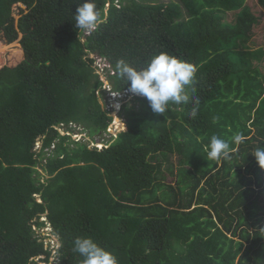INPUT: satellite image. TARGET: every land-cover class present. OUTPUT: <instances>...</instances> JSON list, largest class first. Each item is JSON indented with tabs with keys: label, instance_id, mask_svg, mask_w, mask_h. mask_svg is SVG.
<instances>
[{
	"label": "trees",
	"instance_id": "16d2710c",
	"mask_svg": "<svg viewBox=\"0 0 264 264\" xmlns=\"http://www.w3.org/2000/svg\"><path fill=\"white\" fill-rule=\"evenodd\" d=\"M79 3L0 0V264H81L78 237L118 264H264V169L251 155L264 148V44L250 45L260 15L249 0H95L106 20L78 35ZM162 51L196 68L187 105L158 116L122 98L126 127L102 149L60 132H108L97 58L119 92L118 60L143 68ZM214 135L230 159L207 160ZM176 152L175 184L159 180L160 157ZM44 214L52 260L35 228Z\"/></svg>",
	"mask_w": 264,
	"mask_h": 264
},
{
	"label": "clouds",
	"instance_id": "9594fccd",
	"mask_svg": "<svg viewBox=\"0 0 264 264\" xmlns=\"http://www.w3.org/2000/svg\"><path fill=\"white\" fill-rule=\"evenodd\" d=\"M105 20L106 17L102 15L95 0H81V3L77 5L74 15V26L78 35L79 32H85L86 34V32L94 31ZM105 67L107 69L109 68L106 65ZM115 70L129 85L128 89L125 90H128L131 95L125 97L140 96L145 98L153 113L158 116H165L166 111L171 105H187L196 92L194 87L196 68L191 63L167 52L162 51L152 56L143 68H137L125 62L123 59L118 60L115 64ZM103 81L105 83V80ZM189 90L192 93L191 97ZM120 100L122 101V98ZM100 103L103 106L105 101L101 100ZM196 103L198 104V100ZM128 106L131 107V104L129 103ZM121 109L122 106L119 104L114 106V111L117 110L118 112ZM197 111L198 109L194 107L191 115L195 117ZM244 139L243 135L236 133L232 137V142L239 145L244 142ZM36 145L37 143L35 144L34 150L36 152L41 151L43 144L40 150H37ZM231 151L232 149L228 141L214 135L211 137L210 143L207 146V160L230 159ZM251 155L255 157L259 167L264 169V148L257 147ZM39 199H41L40 196H38ZM45 216L46 214L41 217L44 218ZM44 222H47L46 225L51 227L53 231L49 220L45 219ZM48 234L55 238L59 246L57 237L53 233ZM73 243L74 251L83 258L81 264H118V260L112 252L98 245L91 238L78 237ZM56 248L57 246L54 247V249Z\"/></svg>",
	"mask_w": 264,
	"mask_h": 264
},
{
	"label": "rangeland",
	"instance_id": "374dc122",
	"mask_svg": "<svg viewBox=\"0 0 264 264\" xmlns=\"http://www.w3.org/2000/svg\"><path fill=\"white\" fill-rule=\"evenodd\" d=\"M165 2H168L169 0H162ZM249 3L252 5H248L253 11H255L258 15H260L261 17V21L260 23H258V25L255 27V31H256V38L255 40H253L250 45H253L254 47H258V46H262L261 44H264V10L260 9L257 6V2L255 0H249ZM3 52V51H2ZM96 64L97 66H99V71L96 70L98 73H101V79L105 80V83L102 87V91L104 92V94L100 93L102 100L105 101L104 107L106 110L111 111L110 114L112 115V122L110 123V127L108 128V131L110 129V132H100L98 134H96L93 137H91L87 131L85 130H79L82 129L80 127H75L73 131H67L65 126H59V130L61 133L63 134H69L72 133L73 139L74 140H78L81 142H86L90 145V147L93 146H97L99 147V149H102L106 143L108 142V140L111 138V136H117L120 132V129H123L124 127H126V119H125V115H123V105H122V109L118 112L117 110L114 111V106L118 104L119 101H121L120 99L123 98L124 95V91L125 93H129L128 90H123V91H119L116 92L115 90H113L112 86V81L111 78H109V74H108V70L105 67L106 64H103L102 61H100V58L96 59ZM95 64V65H96ZM260 67L262 68V70H264V56H263V60L260 64ZM110 73L112 74V71H110ZM136 97H125L126 100H128V104L130 103L131 105H139V103L135 100ZM123 102V101H122ZM117 109V108H116ZM114 111V112H113ZM244 121H246V119H243ZM114 122L116 124H114ZM114 124V125H113ZM119 127V128H118ZM74 133H81L78 134L79 136H76ZM38 144L37 147L38 150L40 149V147L43 144V138H39L37 139ZM54 149V145L50 146L49 148H46V150H44V155L42 157H44V163L46 164L48 161V158L52 155ZM161 161V168H160V173L158 175L159 180H163L165 179V181H172L176 182L175 179H177L178 174L180 172V167H181V155L179 153H171L169 154L166 158L164 157H160L159 162ZM36 169L38 170V175H36L37 177H41L42 180H45L47 178L50 177L49 173L45 172V170H43L40 167H36ZM173 170V173H172ZM38 196H40L38 194ZM42 201V199H39V201ZM48 219L46 216L43 218L41 217V220H45ZM47 224V222H45V225ZM37 231L42 233L44 235V242L45 245L48 246L49 248L52 249V251L54 250V247H58L57 245V241L55 240V238L53 236H51L48 233H53V231L51 230V227H49L48 225L44 226V227H40L37 228ZM54 238V240H53ZM56 250V249H55ZM54 252V251H53ZM56 251L53 253L52 255V259L56 258ZM38 259V258H36ZM40 264H44L43 262H41Z\"/></svg>",
	"mask_w": 264,
	"mask_h": 264
},
{
	"label": "built area",
	"instance_id": "2783aa9c",
	"mask_svg": "<svg viewBox=\"0 0 264 264\" xmlns=\"http://www.w3.org/2000/svg\"><path fill=\"white\" fill-rule=\"evenodd\" d=\"M127 95H131V93H130V92H129V93H125V92H124L123 98H124L125 96H127ZM128 97H130V96H128ZM123 102H124V101H123ZM123 102H122V101H119L118 104H119L120 106H122ZM119 109H120V107H119ZM114 123H115V122H114ZM118 128H119V127H118ZM110 130H112V129H110ZM74 134H75L76 136H79L78 133H74ZM80 135H81V134H80ZM36 146H38V144H37ZM38 148H39V147H37V150H38ZM40 149H41V147H40ZM40 149H39V150H40Z\"/></svg>",
	"mask_w": 264,
	"mask_h": 264
}]
</instances>
